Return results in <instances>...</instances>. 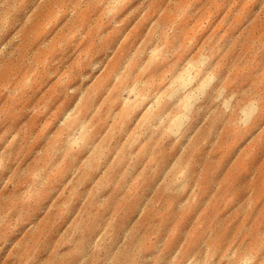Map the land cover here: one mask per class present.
<instances>
[{
    "label": "rangeland",
    "instance_id": "374dc122",
    "mask_svg": "<svg viewBox=\"0 0 264 264\" xmlns=\"http://www.w3.org/2000/svg\"><path fill=\"white\" fill-rule=\"evenodd\" d=\"M0 264H264V0H0Z\"/></svg>",
    "mask_w": 264,
    "mask_h": 264
},
{
    "label": "clouds",
    "instance_id": "9594fccd",
    "mask_svg": "<svg viewBox=\"0 0 264 264\" xmlns=\"http://www.w3.org/2000/svg\"><path fill=\"white\" fill-rule=\"evenodd\" d=\"M254 103H255V102H254ZM256 110H257V111L259 110V106H258V104H257V108H256ZM254 115H255V113L252 114L253 117H254ZM251 118H252V117H249V120H248L249 123L251 122Z\"/></svg>",
    "mask_w": 264,
    "mask_h": 264
}]
</instances>
